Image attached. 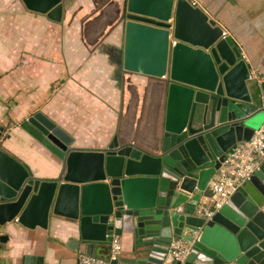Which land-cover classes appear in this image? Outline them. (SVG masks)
<instances>
[{"label": "water", "instance_id": "95a60500", "mask_svg": "<svg viewBox=\"0 0 264 264\" xmlns=\"http://www.w3.org/2000/svg\"><path fill=\"white\" fill-rule=\"evenodd\" d=\"M22 1L63 22L78 0ZM121 9L124 69L165 82L155 152L118 133L104 147L78 148L45 112L23 119L18 128L63 167L55 179L36 177L0 145V248L10 224L47 229L55 214L70 219L69 247L90 256L109 259L114 237L130 234L128 255L111 264H264V159L212 217L196 213L210 180L257 129L264 71L216 18L189 0H122ZM6 129L0 125V141ZM195 233L189 254L174 262L173 240L193 241Z\"/></svg>", "mask_w": 264, "mask_h": 264}, {"label": "crops", "instance_id": "0c3cea01", "mask_svg": "<svg viewBox=\"0 0 264 264\" xmlns=\"http://www.w3.org/2000/svg\"><path fill=\"white\" fill-rule=\"evenodd\" d=\"M122 0H78L63 22L0 0V125L2 149L28 165L34 176L55 179L63 163L18 128L41 110L75 138V147L97 149L115 134L154 151L165 113L164 79L123 67ZM225 33L245 46L264 71V0H197ZM74 10L78 13H73ZM83 10V11H82ZM76 16L73 42L67 23ZM72 24V23H71ZM264 123V113L256 128ZM70 219L52 214L47 229L12 223L0 248V264H78L69 247ZM122 255L133 240L120 237Z\"/></svg>", "mask_w": 264, "mask_h": 264}, {"label": "built area", "instance_id": "2783aa9c", "mask_svg": "<svg viewBox=\"0 0 264 264\" xmlns=\"http://www.w3.org/2000/svg\"><path fill=\"white\" fill-rule=\"evenodd\" d=\"M198 6L197 0H189ZM264 159V123L255 129L251 139L237 146L226 160L227 167L208 183V194L198 206L196 213L212 217L214 213L248 180L259 168ZM193 241L176 238L171 243L169 255L176 261H182L189 254L198 234H193ZM122 255V242L115 236L109 259L80 254L78 264H111Z\"/></svg>", "mask_w": 264, "mask_h": 264}, {"label": "rangeland", "instance_id": "374dc122", "mask_svg": "<svg viewBox=\"0 0 264 264\" xmlns=\"http://www.w3.org/2000/svg\"><path fill=\"white\" fill-rule=\"evenodd\" d=\"M79 6H81L80 3H79L78 5H75L74 8H75L76 10L83 8V5L81 6V8H79ZM76 10H74L73 13H78V11H76ZM82 11H83V10H82ZM73 18H74V21H72V22H74V24H78V20L76 19V16H74ZM73 26L75 27V25H73ZM65 43L67 44V39H65Z\"/></svg>", "mask_w": 264, "mask_h": 264}]
</instances>
